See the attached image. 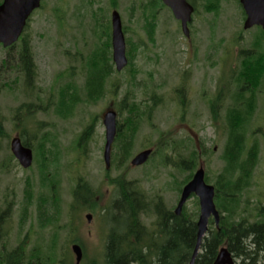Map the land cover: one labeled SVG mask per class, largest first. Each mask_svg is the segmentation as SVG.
<instances>
[{
  "label": "rangeland",
  "instance_id": "374dc122",
  "mask_svg": "<svg viewBox=\"0 0 264 264\" xmlns=\"http://www.w3.org/2000/svg\"><path fill=\"white\" fill-rule=\"evenodd\" d=\"M59 2L63 11L56 13ZM210 2L211 12L205 14L204 22L198 18L194 22L192 31L200 21L192 37L193 45L188 49L187 40L178 30L171 13L165 9L151 13L146 8L147 0H47L31 15L24 32L36 65L33 86L36 93L29 99L17 70L9 66L8 59L17 53L18 45L13 50L0 47V162L6 165L9 162V144L16 138V133L39 132L37 139L30 141L34 151L28 170H22L12 162L7 165L9 176L0 180L2 233L7 236L0 239V245L8 252L24 240L26 248L20 250L33 252L34 263L46 264L48 257H54L53 264H56L60 257L70 253L71 242L76 241L82 248V264L87 261L101 264L108 233L114 227L111 219L115 213L111 203L116 198L115 180L136 182L149 202V208L160 198L168 210L175 209L182 189L180 183L188 173L165 167L159 153H152L148 162L140 167L130 166L131 159L138 153L146 149L157 152V146L165 141H170V146L175 143L177 150L181 144L188 151L191 149L189 139L194 144L202 142L209 151L199 164L209 179L208 184L213 185L215 176L223 169L225 138L224 111L212 115L210 104L220 88V78L225 79L222 96L227 97L222 107L229 104L232 80L241 60L239 55L250 49L258 30L243 31L234 0ZM215 7L216 11H212ZM113 10L120 15L125 42L135 46L132 67L115 72L109 78L106 97L102 101L96 105L78 103L72 107L70 119L61 120L48 105L47 94L52 88L58 91L67 82L76 89L80 99L83 97L85 70L81 64L101 48L108 33L111 43ZM151 17L155 19L152 21ZM145 22L155 23L153 43L146 36ZM74 55L79 57L78 61L72 58ZM67 72L71 76L61 81L60 75ZM111 80L114 86L109 87ZM2 84L6 86L3 88ZM257 93L256 113L244 130L246 147L255 145L258 161L252 173L251 187L242 193L241 199L242 203L249 200L251 204L264 207V82ZM37 95L42 103L37 100ZM123 98L127 104L137 105L138 111L134 110V113H138L132 116L137 117L138 129L128 162L123 166L114 164L113 143L110 167L106 169L102 116L107 110H113L117 114V126H126L129 113L119 110L117 105ZM151 98L157 104L148 118L145 105L152 106ZM53 101L56 102V97ZM26 105L33 109L30 118H26ZM181 107L185 110L183 115ZM93 119L89 136L78 145L79 136ZM21 123L30 124L28 130L26 126L22 130ZM124 126L119 133L124 134ZM41 145H45L42 155L37 151ZM42 162L43 165L47 163L51 173L50 188L45 191L40 190ZM78 183L88 184L92 195L86 203L73 205L72 193ZM3 192L7 194L5 205L1 198ZM43 203L45 221L41 224L38 209ZM183 210L196 221L199 214L197 199L191 197ZM87 215L91 216L90 222L86 220ZM140 221L147 227L153 217H142Z\"/></svg>",
  "mask_w": 264,
  "mask_h": 264
},
{
  "label": "trees",
  "instance_id": "16d2710c",
  "mask_svg": "<svg viewBox=\"0 0 264 264\" xmlns=\"http://www.w3.org/2000/svg\"><path fill=\"white\" fill-rule=\"evenodd\" d=\"M46 1L42 2L41 6ZM60 3H58L59 7H56V13L63 11V6ZM212 11H216V8ZM150 26L153 27L150 23L146 24L147 28ZM150 30L151 33H148V37L150 41H153V30ZM24 32L19 41L8 48L13 50L16 45L19 47L17 53L12 58L10 57L8 61L10 60L9 66L17 70L22 76L26 87L25 95L29 99L31 94L35 95L36 93L33 91L36 65L33 60L30 41L24 37ZM263 44L264 33L258 31L250 49L240 53L241 60L237 72L234 73V79L232 80L233 93L227 107H222L223 100L227 99V97L222 96L224 78H220L218 85L220 88L215 92L214 99L210 104L212 115H215L218 111L220 114V111L223 110V117L225 118L222 123L225 138L222 155L224 165L222 171L215 176L212 185L214 188V204L220 214V222L216 229L211 223L201 245L202 253L197 256L195 264H213L218 250L222 247L228 250L236 264H264V207L258 203L251 204L249 200L242 203L241 199L242 193L247 192L251 187L252 173L258 161V152L255 145L250 148L246 147L244 129L256 113V94H258L257 92L264 82ZM126 45L127 67L130 68L132 67V54L135 51V46L129 41H126ZM72 58L78 61L79 57L74 55ZM111 62V43L108 33L101 48L92 53L85 64H81L82 69L85 70L82 88L83 97L81 99L78 97L76 89L67 82L58 91L52 88L48 92L46 100L54 108L56 116L65 121L70 119L71 109L78 103L96 105L102 101L106 97L105 87L109 83L110 75L113 77L116 72ZM68 76H71L70 72L61 74V81ZM112 83L111 80L109 87L114 86ZM5 86L6 84H2L3 88ZM36 97L42 103V99L38 95ZM55 97L56 102L53 101ZM126 98H123L117 104L119 110H126L129 113V117L125 120L126 126H116L117 136L114 141L115 153H113V160L114 164H118V166H123L128 162L136 130L138 129L137 117L132 116V114L138 113H134V110L138 111L137 105L127 104ZM150 101L153 102L151 107L145 105L148 118L151 110L157 104V101L153 98ZM25 107L33 110L31 105ZM183 108L181 110L182 115L185 113ZM93 122L94 119L91 125L83 130L77 140L78 145L86 141ZM123 126L125 131L124 134H121L119 132ZM1 130L0 124V134L2 133ZM22 140L26 146L30 145L27 131L22 136ZM169 142L160 143L156 148L157 152H153V154L159 153L162 156L165 167L175 169L179 173H188V176L180 183L179 188H181L189 182L192 171L197 169L198 162L207 155L209 150L205 148L202 142L199 143L200 145L197 148L191 139H189L191 145L189 151L181 144H178L179 150H177L175 143H171L172 146H170ZM44 149L45 145H41L37 151L42 155ZM39 170V177L43 186L44 181H46L45 176L42 174L44 170L43 162ZM208 180L205 176L204 181L206 184H208ZM114 188L116 198L111 203L115 213L111 219L114 227L108 233L104 259L101 264H188L196 243L197 229L194 217L187 215L185 210H182L180 216H175L173 211L164 206L160 198L149 208V202L144 193L137 187L136 182L117 179L114 181ZM79 194V187L74 188L72 193L73 205L79 204ZM44 211L43 203L38 209L41 224H44L45 221ZM142 217H153V221L146 227L140 221ZM3 218V214L0 213V225L4 220ZM15 254H11L10 259L12 257L13 261H20ZM62 260L63 264H72L69 253ZM35 261H38V259ZM45 263L53 264L55 258L50 257V261L45 260ZM87 263L90 262L87 261ZM35 264H41V261Z\"/></svg>",
  "mask_w": 264,
  "mask_h": 264
},
{
  "label": "water",
  "instance_id": "95a60500",
  "mask_svg": "<svg viewBox=\"0 0 264 264\" xmlns=\"http://www.w3.org/2000/svg\"><path fill=\"white\" fill-rule=\"evenodd\" d=\"M45 0H2L0 4V46L4 49L11 47L20 38L31 14L40 8ZM170 9L173 17L181 22L182 32L187 37V24L192 12L185 0H161ZM246 21L244 30L254 26H260L264 31V0H241ZM111 50L112 62L116 72H121L128 65L126 58V43L122 31L121 18L117 11L111 13ZM117 114L113 110H107L102 116V124L105 129V143L103 149V161L106 169L110 167L111 147L117 134ZM10 151L22 168L27 169L32 163L30 149L22 147L20 139L14 138L10 143ZM152 149H146L138 153L130 161L133 168L144 165L150 158ZM191 196L197 198L199 216L196 222V243L188 264H195L203 238L208 230L209 219L213 220L215 228L218 227L220 216L214 204V188L204 181V170L202 165L193 174L191 180L181 189L178 203L174 209V215L180 216L182 209ZM90 222L91 216H86ZM75 258V264L82 259V252L79 246L71 248ZM213 264H235L232 255L226 248H220Z\"/></svg>",
  "mask_w": 264,
  "mask_h": 264
},
{
  "label": "flooded vegetation",
  "instance_id": "af4514ba",
  "mask_svg": "<svg viewBox=\"0 0 264 264\" xmlns=\"http://www.w3.org/2000/svg\"><path fill=\"white\" fill-rule=\"evenodd\" d=\"M211 0H185V3L189 6V7H191V9H192V12H191V15H190V20H189V22H188V24H187V29H188V36L187 37H185L186 38V40H187V47H188V49H189V47H191L192 45H193V41H192V37L194 36V34H195V32H197V29H198V24L200 23V21H197V23H196V26H195V31H192V27H193V25H194V22H195V20H196V18H198V19H202V23L204 22V16H205V14H207V13H210L211 12V9H210V4H211V2H210ZM235 2H236V5H237V8H238V12H239V15H240V19L242 20V29H243V31H250V30H252L253 28H255V29H257L258 31H261V32H263L264 33V31L262 30V28L260 27V26H254V27H252V28H249V29H247V30H244V28H243V26H244V23H245V21H246V15H245V12H244V9H243V6H242V4L240 3V1L241 0H234ZM146 8L148 9V11L150 10V12L151 13H158L160 10H162V9H165V10H167V11H169L170 13H171V15H172V12L170 11V9L168 8V7H166L163 3H162V1L161 0H147V4H146ZM146 8H144V9H146ZM216 8V7H215ZM147 9H146V11H147ZM201 12H204L203 14H202V16H200L199 17V15H200V13ZM154 18V17H153ZM153 18L151 17V20L153 21ZM172 18H173V20H174V22L177 24V28H178V30L182 33V27H181V22L180 21H178V20H176L174 17H173V15H172ZM155 19V18H154ZM147 23H149V22H147ZM146 22L144 23V30H145V33H146V36H147V38H149L148 37V33L150 32L151 33V30L150 29H152L153 30V36H154V32H155V23H150L151 25H153V27L152 26H150L149 28H147L146 27V24H147ZM152 27V28H151ZM149 40V39H148ZM150 41V40H149ZM196 41V40H195ZM150 42H154V39H153V41H150ZM145 48H146V46H145ZM113 64V63H112ZM17 74H18V76H20L21 77V79H22V81H23V78H22V76L20 75V73L19 72H17ZM110 77H111V75H110ZM229 98V100H230V97H228ZM48 105H50V104H48ZM28 109V108H27ZM30 110V111H29ZM26 111V118H30L31 116V114L33 113V110H31V109H28V110H25ZM55 113V112H54ZM210 114H211V110H210ZM58 117V116H57ZM59 118V117H58ZM62 120V119H61ZM224 120H225V118L223 117V122H224ZM21 125H22V130L24 129V126H26V130H28L27 129V127H29L30 126V124H25V123H21ZM31 127H33L32 125H31ZM38 134H39V132H38V130H34L33 132H28V136H29V140L30 141H32V140H34V139H37V136H38ZM82 134V133H81ZM16 137H18L19 139H20V142H21V145H22V147H24V148H26V149H30V151H31V153H32V150L33 149H31L30 147H31V145H29V146H26L24 143H23V140H22V136H24V133H22V134H20V133H16V135H15ZM81 136V135H80ZM79 136V137H80ZM30 141H29V143H30ZM11 143V142H10ZM194 143V142H193ZM31 144V143H30ZM199 143H198V147H199ZM9 150H10V144H9ZM34 151V150H33ZM10 153H11V151H10ZM9 162L7 163V165H11V163L12 162H14L17 166H20V168H22V166L17 162V160L14 158V156L11 154V157H9ZM45 161H47V158H46V160ZM32 162H33V153H32ZM7 165L5 164V162H0V180L3 178V177H8L9 175L7 174V172H8V167H7ZM32 165V164H31ZM48 165H49V163H48ZM48 169V166H47V163H46V165H44V170H43V172H42V174H43V176H45V177H47L46 178V181H44V185L42 186L41 185V187H40V190L41 191H45V189L46 190H49V188H50V182H49V179H50V175H51V173L49 172V170H47ZM22 170H25V171H27L28 169H24V168H22ZM39 176H40V170H39ZM76 187H79V189H80V201H79V204H83V203H86V200H87V198L88 199H90L91 198V195H92V191H91V189H90V187H89V185L88 184H84V183H78L77 185H76ZM51 190V189H50ZM88 190V191H87ZM3 195L5 196V197H3ZM1 198H3V201H4V205L6 204V201H7V194L6 193H4L3 192V194L1 195ZM53 198H54V195H53ZM12 204V202L10 203V205ZM10 207V206H9ZM44 207H45V205H44ZM212 223V220L210 219L209 220V224H211ZM4 229V227H3V224H1L0 225V239L1 238H7V236H4L5 234H3L2 233V230ZM27 238H28V236H26ZM1 241V240H0ZM52 242H54V241H52ZM27 242L26 241H24V240H22V242H21V244L19 245V246H17L16 247V249L15 250H13V251H7V248L6 247H4L3 245H0V264H35L34 263V261H33V252H28V253H25L24 251H22V250H20V249H24V248H26V246H25V244H26ZM74 245H77V246H80V249H81V251H82V248H81V245H79V244H77V242L75 241H72L71 242V247H70V257H71V261L72 262H74V264H75V259H74V256H72L73 254H72V252H71V248H72V246H74ZM14 253H16L15 255H17V258L20 260V261H13L12 260V257H11V259H10V255L11 254H14ZM62 254H60V256H61ZM59 256V257H60ZM65 256H66V254L63 256V257H60L61 258V260H59L58 262H56V264H63V260H62V258L64 259L65 258ZM47 261H50V257H48L47 259H46ZM82 261H83V252H82V259H81V262H80V264H82ZM71 262V263H72ZM86 264H91V263H86Z\"/></svg>",
  "mask_w": 264,
  "mask_h": 264
},
{
  "label": "bare ground",
  "instance_id": "6f19581e",
  "mask_svg": "<svg viewBox=\"0 0 264 264\" xmlns=\"http://www.w3.org/2000/svg\"><path fill=\"white\" fill-rule=\"evenodd\" d=\"M108 71V70H107ZM108 76V75H107Z\"/></svg>",
  "mask_w": 264,
  "mask_h": 264
}]
</instances>
